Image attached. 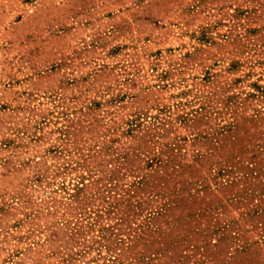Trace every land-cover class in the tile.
<instances>
[{
  "label": "rangeland",
  "instance_id": "1",
  "mask_svg": "<svg viewBox=\"0 0 264 264\" xmlns=\"http://www.w3.org/2000/svg\"><path fill=\"white\" fill-rule=\"evenodd\" d=\"M0 264H264V0H0Z\"/></svg>",
  "mask_w": 264,
  "mask_h": 264
}]
</instances>
